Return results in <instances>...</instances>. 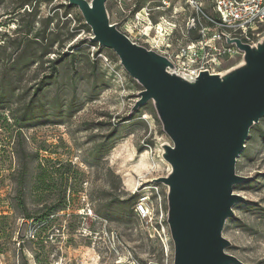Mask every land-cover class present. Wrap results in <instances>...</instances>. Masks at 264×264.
Wrapping results in <instances>:
<instances>
[{"label": "rangeland", "instance_id": "1", "mask_svg": "<svg viewBox=\"0 0 264 264\" xmlns=\"http://www.w3.org/2000/svg\"><path fill=\"white\" fill-rule=\"evenodd\" d=\"M164 1L106 5L111 22L145 44L140 16L176 14L184 26L194 12L187 0L157 11ZM92 35L69 0H0V95L14 108L0 109V264H174L173 240L166 252L130 206L156 183L168 210V186L154 179L172 170L162 156L172 140L152 101L132 112L144 87L114 50L103 47L108 60L94 59ZM245 145L236 172L250 179L234 186L246 199L225 223V251L264 264V117Z\"/></svg>", "mask_w": 264, "mask_h": 264}, {"label": "water", "instance_id": "2", "mask_svg": "<svg viewBox=\"0 0 264 264\" xmlns=\"http://www.w3.org/2000/svg\"><path fill=\"white\" fill-rule=\"evenodd\" d=\"M107 0H69L92 28V42L114 50L126 71L144 88L132 112L153 102L172 143L163 158L172 166L155 178L168 186V225L174 264H243L223 236L234 206L245 197L234 186L250 177L236 172L237 159L254 124L264 117V35L254 44L227 38L243 51L241 61L198 76L178 72L155 49L131 39L112 23Z\"/></svg>", "mask_w": 264, "mask_h": 264}, {"label": "built area", "instance_id": "3", "mask_svg": "<svg viewBox=\"0 0 264 264\" xmlns=\"http://www.w3.org/2000/svg\"><path fill=\"white\" fill-rule=\"evenodd\" d=\"M208 1L206 6L204 0H187L194 12L187 16L184 26L178 22L176 14H160L155 22L151 17L144 19L140 16L145 28L141 30V35L145 36V45L166 55L178 72L194 76L203 70L220 72L224 70L227 61L243 56V51L236 43L227 41L228 37L254 44L264 34V0ZM169 7L170 2L165 0L156 10ZM142 12L141 9L140 14ZM101 48L93 44L91 55L93 58L108 60L103 51H99ZM164 198L159 185L152 183L139 192L133 208L145 224L148 236L158 240L168 252L172 236Z\"/></svg>", "mask_w": 264, "mask_h": 264}, {"label": "trees", "instance_id": "4", "mask_svg": "<svg viewBox=\"0 0 264 264\" xmlns=\"http://www.w3.org/2000/svg\"><path fill=\"white\" fill-rule=\"evenodd\" d=\"M90 41H91V40H90ZM80 42H81V41H80ZM80 42H78V44H72V45L70 46V48H71V49H74L75 47L79 46V43H80ZM91 42H92V41H91ZM92 44H94V45H99L98 43H95V42H92ZM101 49H103V48H101ZM101 49H100L99 51H102ZM22 56H23L22 54H19V55L17 56V58L14 60L13 63H15V62H20ZM32 57H37V55L34 54ZM95 58H96V57H94V59H95ZM58 61H59V60L54 59V60H52V63H53V64H57ZM54 69H56L55 66H54ZM34 91H35V92H34V95L38 93V90H34ZM2 95H5V94H2ZM3 99H4V96H1V95H0V109H5V108H8V109H14V108H13L8 102L4 101ZM21 111H22V112H20V114L18 115V118L21 117V124L19 125V128H20L19 131H22V130H21V127H23V125H24V123H25V121H26V115L29 114V113H31V111H32L31 105H28V106H26V107H23ZM63 192H64V204H63L62 207L65 208V206L67 205V201H66L67 187H65V189L63 190ZM134 200H136V196H131V204H130V206H134V203H135ZM64 208H63V209H64ZM54 210H56V207L50 209L47 213H45V215L43 216V218H44V219H47V218L53 213Z\"/></svg>", "mask_w": 264, "mask_h": 264}]
</instances>
